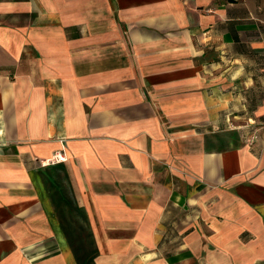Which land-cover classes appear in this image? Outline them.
I'll use <instances>...</instances> for the list:
<instances>
[{"label":"crops","instance_id":"obj_1","mask_svg":"<svg viewBox=\"0 0 264 264\" xmlns=\"http://www.w3.org/2000/svg\"><path fill=\"white\" fill-rule=\"evenodd\" d=\"M0 264H264V0H0Z\"/></svg>","mask_w":264,"mask_h":264},{"label":"rangeland","instance_id":"obj_2","mask_svg":"<svg viewBox=\"0 0 264 264\" xmlns=\"http://www.w3.org/2000/svg\"><path fill=\"white\" fill-rule=\"evenodd\" d=\"M78 226V225H77ZM74 228H76V224L74 223V227H73V230H71V231H67V234H69V235H71V237H72V242H73V244H74V248L76 249V251H77V253H78V258H81L82 257V253H81V247H77V246H75L76 244L77 245H79V240H80V236H81V233L82 232H80L79 230H77V229H74ZM63 233H65L64 231H62Z\"/></svg>","mask_w":264,"mask_h":264},{"label":"built area","instance_id":"obj_3","mask_svg":"<svg viewBox=\"0 0 264 264\" xmlns=\"http://www.w3.org/2000/svg\"><path fill=\"white\" fill-rule=\"evenodd\" d=\"M64 160V155L63 154H55L53 158L50 160L51 162H59Z\"/></svg>","mask_w":264,"mask_h":264}]
</instances>
